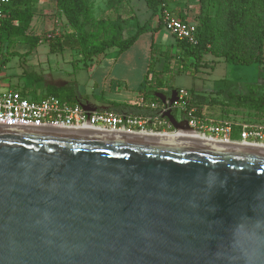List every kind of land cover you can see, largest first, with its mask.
Returning a JSON list of instances; mask_svg holds the SVG:
<instances>
[{"label":"water","instance_id":"obj_1","mask_svg":"<svg viewBox=\"0 0 264 264\" xmlns=\"http://www.w3.org/2000/svg\"><path fill=\"white\" fill-rule=\"evenodd\" d=\"M155 96L179 131L0 123V264H264V145Z\"/></svg>","mask_w":264,"mask_h":264},{"label":"rangeland","instance_id":"obj_2","mask_svg":"<svg viewBox=\"0 0 264 264\" xmlns=\"http://www.w3.org/2000/svg\"><path fill=\"white\" fill-rule=\"evenodd\" d=\"M167 0V9L170 13L177 17L185 18L191 22H197L198 15L213 14L215 11V3L217 0ZM78 20L81 23L79 31L69 23L64 12L58 7V0H35L32 3L33 13L30 18L28 27L24 33L14 37L12 43H33L34 45L48 44L49 40L65 32H74L88 43L94 45L103 39H114L117 44L123 39L131 35L137 26L143 24L150 16L151 10L147 8L143 0H84L82 3ZM207 14V15H208ZM157 24L153 18L148 29L140 34L136 42L126 51L117 52V45L107 48L104 53L91 61L92 65H98L97 71L90 75L92 79L98 80V86L92 89L91 86L86 88L88 97L96 104L107 102L108 98L126 89L127 91H137L142 89L146 83V74L148 63L150 62V41L151 29ZM197 24V23H196ZM162 29V28H160ZM163 32V31H162ZM160 32V34L162 33ZM164 34V33H163ZM109 36V37H108ZM163 42L172 41L171 34H164ZM7 44L5 40L3 45ZM9 48L7 56V80L17 85L19 90H23L25 85L27 88L34 86L37 98L42 96L44 87H41L42 81L35 78V75H42L44 80L50 79L49 70L64 76H80L87 80L89 72L86 68L77 67L75 62H69V52L46 53L36 55L41 61L49 58L48 62H41L34 65L30 62L29 54L21 56L19 53L11 54ZM72 53V52H71ZM40 56V57H39ZM76 55H72L75 58ZM205 66H201L197 75L188 72L173 73L170 81L173 88H183L195 97L196 94H203L206 98L210 95V91L220 83V79L226 77L234 84L235 82L243 85L253 81H259L262 84L260 93L264 95V64L261 66H243L232 67L223 60L206 54ZM27 59L30 63H24ZM160 63L156 62L158 68ZM10 65V66H9ZM48 65L51 69H48ZM60 68V69H59ZM46 69V70H45ZM173 71V70H172ZM237 88V86H236ZM193 93V95H192ZM216 97L214 93H211ZM28 98L34 95L26 93ZM221 99L220 97H216ZM176 117L181 118L180 107L174 108ZM243 108L233 106L222 107L221 104H203V115L211 120L216 121H235L236 127L241 128L242 125L264 127V115L262 113L251 112ZM232 124V125H233ZM240 132V130H239ZM239 132L230 133V139L238 141ZM208 133V132H207Z\"/></svg>","mask_w":264,"mask_h":264},{"label":"trees","instance_id":"obj_3","mask_svg":"<svg viewBox=\"0 0 264 264\" xmlns=\"http://www.w3.org/2000/svg\"><path fill=\"white\" fill-rule=\"evenodd\" d=\"M35 0H8L4 6L6 15L0 20V42L6 38L11 39L24 33L28 27L33 13L32 3ZM151 14L149 18L136 30L120 41L114 39H103L94 45L88 43L74 32H65L52 37L49 42L50 52H62L64 50L74 51L80 56L81 61H91L94 57L103 54L107 48L117 45V51L122 53L129 49L144 33L153 18L157 24L152 28L158 31L163 27L162 18L167 9V0H143ZM205 1V0H204ZM84 0H58V7L64 12L72 27L79 31L81 23L78 15ZM201 9L203 0H201ZM172 14V13H170ZM199 14L196 25V43L190 44L177 40L173 35L174 43L167 45L164 49L161 46L151 44L149 71L146 76V86L156 87L150 89V96L159 102L155 96L156 92L168 94L173 86L171 77L173 73L188 72L197 75L201 66H205L206 54H212L217 59L223 60L232 67L261 66L264 64V0H217L213 14ZM181 20L185 18L178 17ZM109 37V36H108ZM33 45V43H30ZM77 59V60H79ZM161 61L160 69H155L156 62ZM173 70V71H172ZM169 83L167 90L161 87ZM237 86V88H236ZM262 84L253 81L240 85L235 84L223 77L220 83L210 91L206 98L203 94L191 96L188 106H194L195 115H203V104H221L222 107L233 106L243 108L264 115V95L260 93ZM221 99L213 97L211 93ZM54 95L59 99L75 104L76 97L71 89L53 88L49 93L43 95ZM193 95V93H192ZM41 96V97H43ZM32 99H38L33 96ZM175 111V110H173ZM264 120V118L262 119ZM235 121H231L233 124ZM237 124L232 125V132H239Z\"/></svg>","mask_w":264,"mask_h":264},{"label":"built area","instance_id":"obj_4","mask_svg":"<svg viewBox=\"0 0 264 264\" xmlns=\"http://www.w3.org/2000/svg\"><path fill=\"white\" fill-rule=\"evenodd\" d=\"M8 0H0V20L5 17V4ZM163 27L177 40L190 44L196 43V23L181 20L177 16L165 13L162 18ZM191 94L183 89H177L178 99L172 105L173 109L180 107L182 118L178 121H187L189 128L204 136L230 139L232 132L230 121H216L204 115H195L194 106H188ZM144 97L133 101L135 105H142ZM155 109L151 114H137L134 112H115L112 110L86 111L79 104H71L54 95H46L38 99L28 98L19 90H0V123H15L28 128L66 129L74 126H92L109 129H118L134 132L173 133L179 128H171L170 121L161 116L166 109L164 104L149 102ZM208 132V133H207ZM238 141L264 143V127L261 125H242Z\"/></svg>","mask_w":264,"mask_h":264},{"label":"crops","instance_id":"obj_5","mask_svg":"<svg viewBox=\"0 0 264 264\" xmlns=\"http://www.w3.org/2000/svg\"><path fill=\"white\" fill-rule=\"evenodd\" d=\"M153 27H154V25H153ZM151 32H152V35H151L152 37H151V41H150V52H151V44L152 43L154 44V46H161L163 49L167 45L174 43V38H173L172 34L170 32H168L167 30H165L164 27H162V29H160L158 31H153L151 29ZM160 32H162V33L160 34ZM163 33L164 34H168V35L171 34L172 41L164 43L162 41L163 38H164L163 37L164 36ZM13 39H15V38H11L9 40L4 38L0 42V90H8V89L19 90L17 88L18 87L17 85L12 84L6 78L7 77L8 66H7V56H5V54L8 53V50H9L10 47L13 48V50L10 51L11 54L19 53L21 56H25V55L29 54L31 57H29L28 60L30 59V62L32 64H34V65H38L41 62H43V63L44 62H48L50 60L49 58H46L45 60L41 61L38 57L37 58L35 57L36 55L46 54V53H57V52H50L48 44H42V45H37V44L34 45L33 44V45H31L30 43H27V42H24V41L21 42V43H12L11 41ZM5 40L7 41V44L3 45V42ZM65 51H70V50H64L62 52H65ZM71 52H69L70 56H68V57H70V59H67V61L75 62L77 67L86 68L88 70V72H89L88 79L85 80V79H83V77H80L78 75H76V76H71L70 75V76L66 77L64 75L57 74V73H55V72H53L51 70H49L50 75H51V80L50 79L44 80L43 76L41 74L40 75L36 74L35 78L41 80L42 81L41 87H44L43 88L44 91L41 92L42 96L47 94V93H49V91L52 90L53 88H58V89L68 88V89H71L73 91V93H74V95L76 97V100H75L76 104H79V102H83V103L87 102V103L90 104V106L95 107L96 110H112V111H115V112H134V113H137V114H151V113L155 112V109H152L148 105L149 102H157L158 105L162 104L161 101L158 102V101L154 100L150 96V94L148 92V91H150V89H153L154 87H156L155 84L153 86H147V87H145L146 85H144V87L142 89H139L137 91H134V90L127 91L126 89L122 88L121 90H123V91L115 94L113 97L108 98L107 102L99 103V105L96 104L94 102V99L91 100L88 97V94L86 92V88L88 86H91L92 89H94L96 86H98L99 78H98V80H95V79H92V76H90V75H93L97 71V69L99 68L98 65H92L91 64V61L94 60L97 57H94L91 61H86L85 62V61H81L79 59L80 56L78 54H76L74 51H71ZM73 54L76 55V57L71 59ZM149 58H150V53H149ZM77 59H79V60H77ZM26 60L27 59L25 58L23 60V62L24 63H27V62L30 63L29 61H26ZM149 63H148V69H147L146 76L149 74L148 73V71H149ZM160 66H162V63H160ZM47 68L51 69V66L48 65ZM160 68H158L157 65H155V69L158 70ZM146 79H147V77H146ZM168 85H169V83L167 82L161 88L164 91H166ZM35 89L36 88L34 86H32V88H27V86L25 85V88H23V90H19V91L23 95L27 96L26 93H30L32 95L36 94V90ZM176 89H179V88H176ZM34 96H36V95H34ZM139 96H143L144 97V103L142 105L133 104V101L135 99L139 98ZM39 98H41V97H39ZM172 114H174L175 117H176L175 111H172ZM181 116H182V112H181ZM181 118H179V119H181Z\"/></svg>","mask_w":264,"mask_h":264},{"label":"bare ground","instance_id":"obj_6","mask_svg":"<svg viewBox=\"0 0 264 264\" xmlns=\"http://www.w3.org/2000/svg\"><path fill=\"white\" fill-rule=\"evenodd\" d=\"M179 130H180V128H179ZM178 130V131H179ZM193 131V130H192ZM193 132H195V131H193ZM195 133H197V134H199V135H201V136H204L203 134H201V133H198V132H195ZM205 137H209V136H205ZM209 138H213V137H209ZM213 139H219V138H213ZM221 140H225V139H221ZM228 141H230V140H228ZM236 142H244V143H252V144H260V145H264V143H260V142H246V141H236Z\"/></svg>","mask_w":264,"mask_h":264},{"label":"flooded vegetation","instance_id":"obj_7","mask_svg":"<svg viewBox=\"0 0 264 264\" xmlns=\"http://www.w3.org/2000/svg\"><path fill=\"white\" fill-rule=\"evenodd\" d=\"M171 92V91H170ZM170 92L168 93V94H165L167 97H169L170 96ZM160 101V100H159ZM172 111H173V107H172ZM173 116H174V118H175V121L176 122H178L179 123V121H178V119L175 117V115L173 114ZM171 124V123H170ZM170 127L171 128H174L173 126H172V124L170 125Z\"/></svg>","mask_w":264,"mask_h":264}]
</instances>
